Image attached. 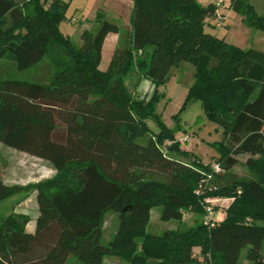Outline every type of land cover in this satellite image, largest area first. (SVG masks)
<instances>
[{
  "label": "trees",
  "instance_id": "16d2710c",
  "mask_svg": "<svg viewBox=\"0 0 264 264\" xmlns=\"http://www.w3.org/2000/svg\"><path fill=\"white\" fill-rule=\"evenodd\" d=\"M133 1L130 45L115 49L103 70L105 40L125 26L119 20L100 19L96 31H83L77 46L61 29L69 8L65 0H0V58L23 70L58 46L50 83L0 80V143L50 161L57 172L32 186L39 205L34 233L26 230L27 214H10L1 223L0 264H68L71 256L83 264H107L106 256L130 264L151 259L207 264L209 258L238 264L245 248L251 264H264V52L211 33L218 16L214 3ZM230 7L248 26L264 30V15L250 0H230ZM148 48L150 62L142 78L155 90L149 99L134 98L125 78L134 70V55ZM185 61L195 71L182 109L193 99L201 101L223 130V138L212 144L220 164L227 170L236 165L237 155L250 154L252 178L218 183L221 171L182 148L157 112L158 89ZM149 119L159 132L151 130ZM145 135H150L147 143L139 142ZM28 188L0 180V201ZM209 197L233 198L223 220L162 235L147 232L154 207H161L162 220L182 222L184 213L207 214ZM108 211L120 222L105 244Z\"/></svg>",
  "mask_w": 264,
  "mask_h": 264
},
{
  "label": "rangeland",
  "instance_id": "374dc122",
  "mask_svg": "<svg viewBox=\"0 0 264 264\" xmlns=\"http://www.w3.org/2000/svg\"><path fill=\"white\" fill-rule=\"evenodd\" d=\"M17 3H24L28 0H15ZM47 3L51 0H44ZM69 3L66 13L67 19L61 24V29L65 35L70 36L73 42L78 46L82 44V33L84 30L96 31L100 24V19L119 20L125 26L119 32L114 41L109 37L105 44L103 59L100 68L107 69L111 56L115 49L125 48L130 45L132 37V12L133 0H65ZM203 6L210 4L216 5L217 13L224 14L226 19L220 18L219 26L209 27L208 30L214 35L226 37L229 42L237 41V45L242 48L254 47L264 52V30L254 29L248 26L243 15L230 7V0H225L220 6H217L218 0H198ZM258 12L264 15V0H250ZM222 12H221V11ZM221 12V13H220ZM215 23V22H214ZM235 41V42H236ZM58 46H53L45 58L35 66L27 69H19L16 63L10 58H0V80L6 78L26 79L41 83H50L57 66L52 58L55 57ZM152 48H148L144 53H136L133 58V71L125 78L129 94L134 98L149 99L154 93L155 87L147 84L149 80L142 78V74L147 71L150 62V53ZM194 66L189 62H182L171 71V75L164 86L158 90L161 94L160 101L156 104L157 112L161 114L164 123L174 131L176 138L181 140L182 148L188 149L197 155L206 164H216L219 162V153L212 146L218 139L223 138V130L212 121L205 113L201 101L191 100L184 109H182L189 87L194 82ZM147 124L153 132H159L156 123L149 119ZM181 126V128H180ZM150 135L141 137L138 141L147 143ZM171 144L167 141L163 146ZM238 162L232 168L225 170L223 164L221 167V179H216L218 183L226 184L235 180L250 179L254 176L247 165L250 154H240L236 156ZM185 162H190L189 158L179 156ZM56 168L53 164L42 157L27 154L24 151L9 147L0 143V180L9 186H28L27 190L19 191L16 194L0 201V225L10 214L15 213L21 202L28 199L27 211L30 214L36 211V200L33 196L37 190L32 186L38 182L52 178L56 175ZM151 177L165 180L160 174H153ZM32 187V188H31ZM206 203L212 207V213L198 214L186 213L183 221L176 220L164 221L161 219V207H154L152 210V220L147 227V232L154 235H162L170 229H187L196 226L199 223L214 219L223 220L226 216V210L233 203V198L229 197H209ZM13 211V213H12ZM119 215L113 211H108L104 222L103 243L109 244L119 226ZM139 244L142 238H138ZM247 248L243 249L238 264H251L246 257ZM264 253V243H263ZM107 264H130L128 261L117 256H106ZM157 259H151L149 264H156ZM207 264H216L210 258L205 260ZM68 264H83L76 256H71Z\"/></svg>",
  "mask_w": 264,
  "mask_h": 264
},
{
  "label": "crops",
  "instance_id": "0c3cea01",
  "mask_svg": "<svg viewBox=\"0 0 264 264\" xmlns=\"http://www.w3.org/2000/svg\"><path fill=\"white\" fill-rule=\"evenodd\" d=\"M221 11V10H220ZM222 12V11H221ZM220 12V13H221ZM217 18H214L212 21H213V23L215 22L216 23V26L215 27H218L219 26V19L220 18H223V19H226V16L224 15V14H218L217 13ZM220 15V16H219ZM214 23V24H215ZM118 35H119V33H110L108 36H107V38H106V40H105V43H104V46H103V53H104V50H105V44H106V42H107V39L110 37L111 38V40L112 41H114L115 39H117V37H118ZM236 41V40H235ZM235 41H233V43L234 44H238L237 43V41L235 42ZM102 59H103V57H102ZM148 80V79H147ZM148 83H150V84H147V85H149V86H152V87H154L153 85H152V83L149 81ZM34 197H35V200H36V211H35V213H33V214H30L28 211H27V208L25 207V205H27V203H28V199H26L25 201H23V202H21L20 203V205H18L17 207H16V209L15 210H13L15 213H22V214H27V215H29L30 216V221L28 222V224H27V226H26V230L28 231V232H30V233H34L35 231H36V227H37V217H38V215H39V205H38V200H37V193L33 196V199H34ZM153 210V209H152ZM13 211H12V213H13ZM151 218H152V211H151ZM194 251H195V255H197V256H199V251H200V248L199 247H196L195 249H194ZM106 259V258H105Z\"/></svg>",
  "mask_w": 264,
  "mask_h": 264
},
{
  "label": "built area",
  "instance_id": "2783aa9c",
  "mask_svg": "<svg viewBox=\"0 0 264 264\" xmlns=\"http://www.w3.org/2000/svg\"><path fill=\"white\" fill-rule=\"evenodd\" d=\"M224 1L225 0H218V2H217V6H220V5H222L223 3H224ZM212 168H213V170L215 171V172H219L220 173V171H221V167H220V163L218 164V163H216V164H213L212 165ZM210 178H212V175H209L208 176V179L206 178V180L205 181H207V180H209ZM201 192V188L199 189V190H197V193H200ZM206 201H208V200H206ZM206 210H207V214L208 213H212V207L211 206H208V203L206 204ZM185 215H186V213H184V218H185Z\"/></svg>",
  "mask_w": 264,
  "mask_h": 264
}]
</instances>
